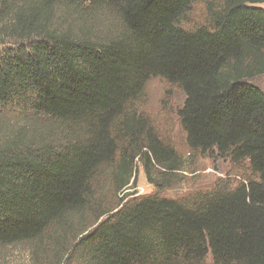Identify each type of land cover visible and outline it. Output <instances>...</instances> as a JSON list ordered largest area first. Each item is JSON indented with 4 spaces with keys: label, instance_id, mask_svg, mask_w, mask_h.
Instances as JSON below:
<instances>
[{
    "label": "trees",
    "instance_id": "trees-1",
    "mask_svg": "<svg viewBox=\"0 0 264 264\" xmlns=\"http://www.w3.org/2000/svg\"><path fill=\"white\" fill-rule=\"evenodd\" d=\"M264 0H0V252L29 264H264ZM195 5L205 23L183 24ZM101 10L118 25L96 32ZM75 14L78 24L71 20ZM159 78L186 147L246 166L182 197L136 110ZM142 167L154 192L126 200ZM126 200V201H125Z\"/></svg>",
    "mask_w": 264,
    "mask_h": 264
},
{
    "label": "rangeland",
    "instance_id": "rangeland-1",
    "mask_svg": "<svg viewBox=\"0 0 264 264\" xmlns=\"http://www.w3.org/2000/svg\"><path fill=\"white\" fill-rule=\"evenodd\" d=\"M260 7L264 10V3ZM206 14L207 11L202 5H195L183 25L194 27L203 24ZM71 20L78 24L80 18L73 14ZM90 24L94 31L102 33L106 28L114 24L118 25V22L107 11L101 10L96 16L89 17L88 28ZM249 83L259 89H264V75ZM183 100L184 95L179 89L156 78L147 83L136 105V110L148 117L159 134L176 149L182 162V171L172 176L176 182L163 188L161 193L170 198L182 197L195 191L211 188L217 179L229 177L236 183L238 182L237 177H249L246 166L234 167L226 159L206 157L188 150L176 116ZM135 174L137 177L135 188L127 191L126 195L121 193L119 198L129 200L154 192L155 188L146 181L139 164L136 166ZM0 264H29L28 251L25 247L6 249L0 252Z\"/></svg>",
    "mask_w": 264,
    "mask_h": 264
}]
</instances>
